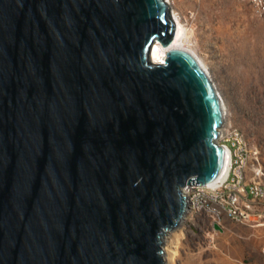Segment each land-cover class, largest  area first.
<instances>
[{
	"label": "water",
	"instance_id": "95a60500",
	"mask_svg": "<svg viewBox=\"0 0 264 264\" xmlns=\"http://www.w3.org/2000/svg\"><path fill=\"white\" fill-rule=\"evenodd\" d=\"M175 34L165 0H0V264H165L182 188L225 165Z\"/></svg>",
	"mask_w": 264,
	"mask_h": 264
},
{
	"label": "rangeland",
	"instance_id": "374dc122",
	"mask_svg": "<svg viewBox=\"0 0 264 264\" xmlns=\"http://www.w3.org/2000/svg\"><path fill=\"white\" fill-rule=\"evenodd\" d=\"M191 32L190 45L225 104L224 125L258 151L264 171V16L246 0H165ZM201 216L163 237L165 264H264V228ZM172 252H175L173 254Z\"/></svg>",
	"mask_w": 264,
	"mask_h": 264
},
{
	"label": "built area",
	"instance_id": "2783aa9c",
	"mask_svg": "<svg viewBox=\"0 0 264 264\" xmlns=\"http://www.w3.org/2000/svg\"><path fill=\"white\" fill-rule=\"evenodd\" d=\"M252 12L264 16V0H246ZM216 143L225 151L227 170L219 182L182 188L184 217H204L212 226L223 219L251 228H264V171L258 151L231 126L222 125ZM264 258V247L261 250Z\"/></svg>",
	"mask_w": 264,
	"mask_h": 264
},
{
	"label": "bare ground",
	"instance_id": "6f19581e",
	"mask_svg": "<svg viewBox=\"0 0 264 264\" xmlns=\"http://www.w3.org/2000/svg\"><path fill=\"white\" fill-rule=\"evenodd\" d=\"M168 6L170 5L167 1ZM171 17L176 25V34H175V38L173 41V44L171 46L170 49H182V50H186L188 52H190L195 58L196 60L199 62V64L201 65V67L206 71V73L208 74L207 70H206V66L203 64V62L198 58V56L194 53V51L186 48L185 46L190 45L191 42V32H188V30L185 28V26H183L182 24V20L181 17L178 13H176L175 11H173V14H171ZM166 51L167 49H163L159 44H155L149 54V61L155 64H163L165 61V55H166ZM209 75V74H208ZM219 95V94H218ZM219 98L222 102L223 105V111L225 113V104L221 98V96L219 95ZM226 170H227V159H225V165L224 168L222 170V173L220 174V176L217 178V180L215 181L216 183L219 182L220 180H222L225 175H226ZM214 182V183H215ZM165 251V250H163ZM173 254H175V252H172Z\"/></svg>",
	"mask_w": 264,
	"mask_h": 264
}]
</instances>
